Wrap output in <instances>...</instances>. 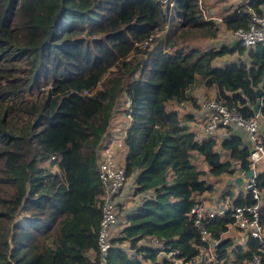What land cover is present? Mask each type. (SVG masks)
Instances as JSON below:
<instances>
[{
	"label": "trees",
	"instance_id": "obj_1",
	"mask_svg": "<svg viewBox=\"0 0 264 264\" xmlns=\"http://www.w3.org/2000/svg\"><path fill=\"white\" fill-rule=\"evenodd\" d=\"M263 14L264 0L222 23L207 0H0V264H98L99 147L124 131L139 202L115 231L109 264H173L155 240L183 262L253 264L264 245L228 234L233 210L203 222L216 262L203 260L212 243L191 215L196 197L217 190L212 176H227L233 206L256 202L235 182L252 143L233 126L203 137L181 108H200L202 90L245 117L262 97L264 113V42L230 37Z\"/></svg>",
	"mask_w": 264,
	"mask_h": 264
},
{
	"label": "built area",
	"instance_id": "obj_2",
	"mask_svg": "<svg viewBox=\"0 0 264 264\" xmlns=\"http://www.w3.org/2000/svg\"><path fill=\"white\" fill-rule=\"evenodd\" d=\"M232 36L248 47L264 42V14L254 15L250 27L238 28L232 32ZM262 102L263 98L261 97L260 105L263 104ZM200 106L206 114L204 132L207 136H215L222 129L232 126L246 131L252 143V150L249 155L250 168L256 170L259 160L264 157V113L259 110L255 112L254 116L245 117L236 107L229 106L216 96L203 97ZM125 147V131L122 134L112 133L99 147V176L104 187V204L98 236L100 255L98 264H109V252L113 247L112 239L120 224L119 196L127 182L126 169L121 156ZM258 177L255 172L254 176L244 183L245 191L252 193L256 200L254 204L242 206L225 204L220 211H215L210 210L200 197H196L197 202L191 209V215L195 219V224L201 228L202 240L212 243L211 254L209 256L204 255L203 260L216 262L217 258L215 253L217 241H211L210 233L203 224L204 220L207 217L213 218L219 214H224L230 209L234 211L235 222L233 226L242 232H246L247 236L260 239L264 245V224L261 218L264 195L258 186ZM155 243L161 253L174 257L175 262L179 264H201L202 262H183V260L176 258L179 254L178 250L167 251L164 242L161 240H155ZM253 264H264V253L256 255Z\"/></svg>",
	"mask_w": 264,
	"mask_h": 264
},
{
	"label": "crops",
	"instance_id": "obj_3",
	"mask_svg": "<svg viewBox=\"0 0 264 264\" xmlns=\"http://www.w3.org/2000/svg\"><path fill=\"white\" fill-rule=\"evenodd\" d=\"M200 1H202V0H200ZM245 3H246V0H226L225 4H222L220 7H212V6L209 7L210 8V14L212 15V18H214L215 20H218L219 22L222 23L226 19L227 13L233 11L235 8L241 7ZM224 37H225V35H224ZM230 37L233 38L232 34ZM237 58H238L237 56H233V59H237ZM201 92H203V91L199 90L197 92L198 96L201 95ZM202 98L200 96V99H202ZM187 111H190V112L195 114L196 119H195L194 124L197 128L198 133L204 137V135H205L204 126L206 123L205 111L201 108V106L199 108V107H194L191 105L188 106ZM240 131L243 132L245 139L248 141L247 134L243 130H240ZM219 132L218 133L221 135V134H224L226 132V130L222 129ZM133 182H134V179H133L132 183L129 184V186H126L123 189L122 193L119 196L120 204H123V211H120V224H121V221H123V222L125 221L123 216L126 213H131V212L135 211L138 207L137 203L139 202V200H137V198L133 196V192H134V190H133L134 183ZM201 199L204 202V204H206V206L210 210H215V211H220L224 207L225 204L232 205L230 203V201L228 200V198L227 199L223 198V191H221V190L215 191L214 193H210V194H204L201 196ZM131 201H133V203H131ZM118 229L119 228L117 227L116 230H118ZM228 234L235 235L236 238H238V239L243 236L242 232L234 226L230 227Z\"/></svg>",
	"mask_w": 264,
	"mask_h": 264
},
{
	"label": "rangeland",
	"instance_id": "obj_4",
	"mask_svg": "<svg viewBox=\"0 0 264 264\" xmlns=\"http://www.w3.org/2000/svg\"><path fill=\"white\" fill-rule=\"evenodd\" d=\"M225 1L226 0H207V4H208L209 7H211V6L212 7H220L222 4H225ZM225 40L226 39L221 35V36H219L218 39L212 41L211 43H204L203 45H204V47H208V45H216V46H218L219 44L223 43ZM144 46H145V44H144ZM144 46H143V48H145ZM231 60H233V56H225V57L222 58L221 63L224 64V63H227V62H229ZM203 95H204V93L201 92V95H199V97L201 96V98H202ZM187 109H188V107L181 108V111L182 112H186L184 110H187ZM121 156H122V154H121ZM54 169H56V166H54ZM226 177H227L226 175H223V177H214V176L210 177V180L217 187L216 191H220V190L223 191L224 190V187L226 186V183L228 181V179H226ZM132 181H133V178L128 179L127 182H126L127 184L125 185V187L129 186V184L132 183ZM133 190H134V186H133ZM131 203H133V201H131ZM21 217H22V214L17 216V220H21ZM207 255L208 256L210 255L209 252H207ZM173 264H178V263H176L174 261Z\"/></svg>",
	"mask_w": 264,
	"mask_h": 264
},
{
	"label": "water",
	"instance_id": "obj_5",
	"mask_svg": "<svg viewBox=\"0 0 264 264\" xmlns=\"http://www.w3.org/2000/svg\"><path fill=\"white\" fill-rule=\"evenodd\" d=\"M261 95H262V88H259L257 90V96L260 98ZM259 105H260V100L254 106L255 112L259 111ZM255 172L258 176H264V157L261 160H259L256 170H254L253 168H249L248 170H243V169L238 170L235 177L236 184L240 187L243 186L246 180L254 176Z\"/></svg>",
	"mask_w": 264,
	"mask_h": 264
}]
</instances>
